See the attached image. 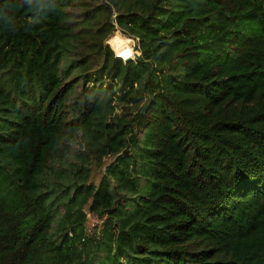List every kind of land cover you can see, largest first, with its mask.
Returning a JSON list of instances; mask_svg holds the SVG:
<instances>
[{"label": "trees", "instance_id": "1", "mask_svg": "<svg viewBox=\"0 0 264 264\" xmlns=\"http://www.w3.org/2000/svg\"><path fill=\"white\" fill-rule=\"evenodd\" d=\"M0 264H264V0H0Z\"/></svg>", "mask_w": 264, "mask_h": 264}, {"label": "rangeland", "instance_id": "2", "mask_svg": "<svg viewBox=\"0 0 264 264\" xmlns=\"http://www.w3.org/2000/svg\"><path fill=\"white\" fill-rule=\"evenodd\" d=\"M116 32L118 33H116L112 37V45L115 49L116 54L123 58H130L133 56V59H136L138 54L136 53L134 47L135 44H137V40L134 42L131 38L123 36L124 34L120 30H117ZM108 43L110 44L109 39H108ZM104 168H97L93 171L92 179L96 184L100 182L101 177L104 173ZM88 206L89 205L85 206V209L88 212L87 221H86V233L90 235L94 232L95 228H97L98 232L100 231V229L102 228L101 226L103 223V219H100L98 216L92 214L88 210ZM97 234L100 235L99 233Z\"/></svg>", "mask_w": 264, "mask_h": 264}, {"label": "water", "instance_id": "3", "mask_svg": "<svg viewBox=\"0 0 264 264\" xmlns=\"http://www.w3.org/2000/svg\"><path fill=\"white\" fill-rule=\"evenodd\" d=\"M117 56H118V55H117ZM118 57L122 58L121 56H118ZM124 60L128 63V62L132 61L133 58H124Z\"/></svg>", "mask_w": 264, "mask_h": 264}, {"label": "built area", "instance_id": "4", "mask_svg": "<svg viewBox=\"0 0 264 264\" xmlns=\"http://www.w3.org/2000/svg\"><path fill=\"white\" fill-rule=\"evenodd\" d=\"M136 40L134 39V42H135ZM135 46H136V44H135ZM135 48V47H134ZM135 51H136V49H135ZM136 53H137V51H136ZM122 59H124L123 57H122Z\"/></svg>", "mask_w": 264, "mask_h": 264}]
</instances>
